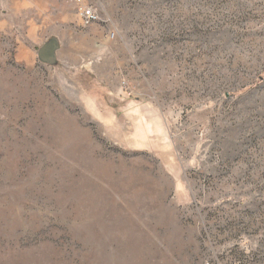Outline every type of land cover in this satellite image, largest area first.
<instances>
[{"label": "rangeland", "instance_id": "374dc122", "mask_svg": "<svg viewBox=\"0 0 264 264\" xmlns=\"http://www.w3.org/2000/svg\"><path fill=\"white\" fill-rule=\"evenodd\" d=\"M0 264H264V0H0Z\"/></svg>", "mask_w": 264, "mask_h": 264}, {"label": "built area", "instance_id": "2783aa9c", "mask_svg": "<svg viewBox=\"0 0 264 264\" xmlns=\"http://www.w3.org/2000/svg\"><path fill=\"white\" fill-rule=\"evenodd\" d=\"M81 16L83 18L84 24L91 23L93 21H96L98 19V15L94 12L92 7H82L81 8Z\"/></svg>", "mask_w": 264, "mask_h": 264}, {"label": "water", "instance_id": "95a60500", "mask_svg": "<svg viewBox=\"0 0 264 264\" xmlns=\"http://www.w3.org/2000/svg\"><path fill=\"white\" fill-rule=\"evenodd\" d=\"M43 52V51H42Z\"/></svg>", "mask_w": 264, "mask_h": 264}]
</instances>
